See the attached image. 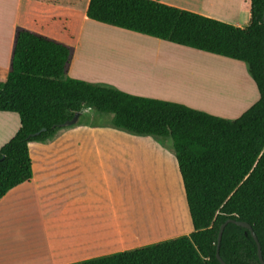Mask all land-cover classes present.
<instances>
[{
  "label": "trees",
  "instance_id": "obj_1",
  "mask_svg": "<svg viewBox=\"0 0 264 264\" xmlns=\"http://www.w3.org/2000/svg\"><path fill=\"white\" fill-rule=\"evenodd\" d=\"M89 19L246 63L259 99L230 120L182 103L131 94L67 74V44L18 29L11 69L0 81V111L21 127L0 149V199L33 177L29 143L52 138L86 108L113 115L114 127L172 138L193 231L73 264H223L220 226L253 227L264 258V0H251L239 27L159 0H90ZM219 253L227 264H262L249 229L228 223Z\"/></svg>",
  "mask_w": 264,
  "mask_h": 264
},
{
  "label": "crops",
  "instance_id": "obj_2",
  "mask_svg": "<svg viewBox=\"0 0 264 264\" xmlns=\"http://www.w3.org/2000/svg\"><path fill=\"white\" fill-rule=\"evenodd\" d=\"M159 1L239 27H246L251 19V0H217L212 4L210 0ZM89 2L0 0V81H5L10 72L18 29H27L70 46L72 58L67 74L91 80L74 71L85 28L93 21L86 14ZM79 13H83V20L77 32L75 22ZM125 32L150 37L130 30ZM200 52L209 58L242 65V61ZM249 80L257 88L253 78ZM103 81L119 86L109 79ZM257 94L242 111L259 99V90ZM97 114L98 111L86 108L75 124L62 127L46 141L29 143L32 179L0 199V264H73L158 243L168 237L154 238L164 227L155 221L150 223L149 206L142 213L125 199L131 195L133 183L146 198L161 196V190L171 195L166 182L164 189H159L150 179L158 189L154 195L155 190L147 181V160L135 161L137 150L146 139L126 141L129 137L118 129L94 121ZM20 127L17 112L0 111V149ZM159 149L169 158L171 166L174 165L168 152L166 154L162 147ZM174 167L178 172L176 163ZM172 190L174 192V187ZM192 231L193 225L184 232Z\"/></svg>",
  "mask_w": 264,
  "mask_h": 264
},
{
  "label": "rangeland",
  "instance_id": "obj_3",
  "mask_svg": "<svg viewBox=\"0 0 264 264\" xmlns=\"http://www.w3.org/2000/svg\"><path fill=\"white\" fill-rule=\"evenodd\" d=\"M82 17L83 13H79V16H77V21L75 22L77 32L81 28ZM125 31L127 30L123 28H115V26L112 25H102L100 22L90 21L85 28L83 42L75 60V73L94 80L91 81L87 79L86 81L88 82L116 86L110 82L103 81L104 79H109L119 84V86L117 85L116 87L121 88L120 86H122L127 90L133 91L135 95L182 103L192 108L230 120L241 116L245 112L242 110L256 99L258 90L249 80V78L252 79V77L248 72L245 62H241L242 66L211 57L210 59L212 60H209V56H205L207 54H201L202 52L198 50L150 36L149 38L154 39L151 40ZM140 35L145 36V34ZM181 54H183V56ZM186 54L192 55L191 57H193L194 60L187 57ZM184 58H188V60ZM201 58H203L202 61ZM213 60L215 61L213 62ZM175 61L179 62L176 64ZM211 63H213V65H210ZM169 64H171V66ZM219 64H223L221 68L216 67L219 66ZM182 67L184 69H182ZM172 72L174 73L171 74ZM177 74L179 75L177 76ZM174 75H176V77H174ZM183 79L184 82H181ZM186 79L190 80L192 83L189 84ZM202 83H204V85H202ZM216 85V88L221 86L225 90H229V93H227L230 95L227 94L226 96L224 94L223 97H219L218 95L220 94H216L217 96L212 97L209 94L207 95L206 92L204 95L201 94L205 87L208 86L212 88V86L215 87ZM242 90L244 91L239 92ZM235 92L237 94H235ZM214 99H219V101ZM97 115L99 116L94 117V121L97 123L102 122L103 126L109 125L116 128L112 124V114L99 112ZM116 129L129 137L126 139L128 142H130L131 139V141L146 139L145 141L147 142L141 144L140 148L137 150L135 161L147 160L145 163L148 175L147 181L151 189L155 190V193L158 189L151 183L153 182L155 185H159V189H164L163 186L166 182L168 190L170 191L169 194H171L169 196L161 190V196H156L154 198H148L147 196L146 198L144 192H140V190L136 189L137 185L134 186L133 183L131 195L126 196L125 199L131 201L134 204V208L140 212L142 211V213H145L144 209L148 208L147 206L150 207L151 210L148 213V216H150V223L151 221H155L164 227L161 228L162 231L158 230L157 234L154 236L155 239L168 236L166 239H163L167 240L176 238L180 236V234L184 235V231L192 227V222L187 206L183 180L175 158L172 138L139 135L124 129ZM160 147L166 151V154L168 152L170 160L172 157V164L175 165L176 163L178 172L175 171L174 165L171 166L169 158L167 159L161 154ZM138 163L139 162H137V164ZM138 168H140V164H138ZM171 174L172 181L170 180ZM173 187L174 192L172 190ZM154 195H157V193ZM127 217L129 216L125 215V218Z\"/></svg>",
  "mask_w": 264,
  "mask_h": 264
},
{
  "label": "water",
  "instance_id": "obj_4",
  "mask_svg": "<svg viewBox=\"0 0 264 264\" xmlns=\"http://www.w3.org/2000/svg\"><path fill=\"white\" fill-rule=\"evenodd\" d=\"M263 20H264V16H263ZM81 115V112H77L75 113L74 117L71 119V120H68L65 122V126L66 125H72V124H75L79 117ZM228 223H236L240 226H243V227H246L247 229L250 230L252 236L254 237V239L256 240L257 242V245H258V255H259V258H260V261L262 262V264H264V258H263V253H262V247H261V244L259 242V239H258V236L256 234V232L254 231L253 227L251 226V224H249L248 222L246 221H241V220H236L234 218H229L227 219L224 223L221 224L220 226V231H219V238H218V249H217V257L218 259L223 263V264H227L223 259L222 257L220 256V253H219V248H220V243H221V239H222V235H223V231L225 229V227L227 226Z\"/></svg>",
  "mask_w": 264,
  "mask_h": 264
},
{
  "label": "bare ground",
  "instance_id": "obj_5",
  "mask_svg": "<svg viewBox=\"0 0 264 264\" xmlns=\"http://www.w3.org/2000/svg\"><path fill=\"white\" fill-rule=\"evenodd\" d=\"M206 2H207V0H206ZM215 2H217V0H210V3L212 4V3H215ZM220 5H221V3H220ZM122 43V42H121ZM174 53V52H173ZM182 56H183V54H181ZM187 55V57H189V58H192V60H194L193 59V57H191L192 55H189V54H186ZM193 55H195V54H193ZM195 57H197V56H195ZM180 58V57H179ZM208 58V57H207ZM109 59V58H108ZM185 59V58H184ZM183 59V60H184ZM202 59L203 58H201V61H202ZM209 60H212V59H210V58H208ZM185 60H188V58L187 59H185ZM103 61H104V59H103ZM215 60H213V62H214ZM217 61V60H216ZM176 62V61H175ZM179 61H177L176 62V64L178 63ZM186 62V61H185ZM205 63H207V62H205ZM168 64V63H167ZM112 65V64H111ZM170 66H171V64H169ZM210 65H213V63H211ZM223 65V64H222ZM222 65H220L219 64V66H216V65H214V66H216L217 68L218 67H222ZM173 66V65H172ZM184 66V65H183ZM185 67V66H184ZM228 67H230V66H228ZM178 68V67H177ZM223 68H225V67H223ZM226 68H227V66H226ZM182 69H184L183 67H182ZM186 69V68H185ZM187 69H188V67H187ZM186 69V70H187ZM240 69V68H239ZM179 70V69H178ZM195 70V69H194ZM221 70H223V69H221ZM181 71H183V70H181ZM189 71V70H188ZM187 72V71H186ZM190 72V71H189ZM197 72V71H196ZM174 72H172L171 74H173ZM184 73V72H183ZM191 73V72H190ZM198 73V72H197ZM220 73V72H219ZM168 75V74H167ZM179 74H177V76H178ZM162 76V75H161ZM172 76V75H171ZM181 76H182V74H181ZM174 77H176V75H174ZM240 77V76H239ZM242 77V76H241ZM180 78V77H179ZM184 78V77H183ZM186 78V77H185ZM189 78V77H188ZM205 78V77H204ZM164 79H165V77H164ZM172 79H175V78H172ZM189 79H192V78H189ZM187 81H188V83L189 84H191L192 82H190V80H188V79H186ZM194 80H195V78H194ZM198 80V79H197ZM139 81V80H138ZM181 82H184V79H183V81L181 80ZM216 82V81H215ZM180 83V82H179ZM194 85V84H193ZM202 85H204V83H202ZM201 85V86H202ZM182 86V85H181ZM194 87V86H193ZM217 87V85L215 86V87H213L212 86V88H210V87H205L204 89H203V91H202V95H204L205 94V92L207 93V95L209 94V95H211L212 97H214V96H217L216 94H220V95H218L219 97H223L224 96V94L227 96V94L229 93V90L227 91V90H225L223 87H219V88H216ZM216 88V89H215ZM218 89V90H217ZM222 90V91H221ZM244 90H242V91H239V92H243ZM228 92V93H227ZM236 92H238V91H236ZM235 92V94H237ZM246 92V91H245ZM244 92V93H245ZM231 93V92H230ZM223 94V95H222ZM232 94H233V92H232ZM243 94V93H242ZM246 94V93H245ZM228 95H230V94H228ZM240 95V94H239ZM242 96V95H241ZM244 96V95H243ZM228 98V97H227ZM213 99V98H212ZM237 99V98H236ZM214 100H216V99H214ZM252 100H253V98H252ZM216 101H219V99L218 100H216ZM245 101V100H244ZM231 104H233V103H231ZM218 105V104H217ZM235 105V104H234ZM219 110H220V108H219ZM222 112V111H221ZM230 112V111H229ZM234 112V111H233Z\"/></svg>",
  "mask_w": 264,
  "mask_h": 264
}]
</instances>
